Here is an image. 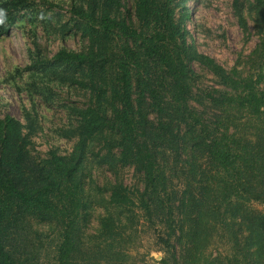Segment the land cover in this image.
<instances>
[{"label":"trees","instance_id":"obj_1","mask_svg":"<svg viewBox=\"0 0 264 264\" xmlns=\"http://www.w3.org/2000/svg\"><path fill=\"white\" fill-rule=\"evenodd\" d=\"M36 1L0 0V36ZM174 1L73 3L87 46L61 47L48 58L36 42L28 67L73 69L61 79L73 80L88 96L74 108L78 138L69 154L51 149L47 157L33 155L22 121L0 116V264H29L28 238L43 235L29 232L34 219L57 228V264L104 260L84 263L81 242L89 214L86 148L98 135L102 161L130 163L142 177L137 193L114 183L111 202L140 206L150 222L165 225L167 244L182 209L199 203L219 212L235 197L264 203V39L249 55L254 71L227 69L187 41L181 21L188 12L177 21ZM252 1L233 0L244 27L242 9ZM256 5L264 7V0ZM195 61L218 86L195 89L200 82ZM214 202L219 206L212 207Z\"/></svg>","mask_w":264,"mask_h":264},{"label":"rangeland","instance_id":"obj_2","mask_svg":"<svg viewBox=\"0 0 264 264\" xmlns=\"http://www.w3.org/2000/svg\"><path fill=\"white\" fill-rule=\"evenodd\" d=\"M37 0L32 9L7 33L0 36V116L10 114L24 124L29 134L31 153L47 157L51 149L69 154L77 142V115L74 108L88 96L71 81L61 77L73 73L64 66L29 68L37 55L36 42L50 58L61 47L81 49L88 44L72 4L86 0ZM233 0H175L176 20L181 21L187 41L199 52L214 57L227 69L233 66L252 70L253 52L264 39V7L249 2L242 9L243 22L232 6ZM132 4H129L131 7ZM31 50V54H30ZM198 89L217 85L216 77L198 62ZM70 76V75H69ZM264 87V81H263ZM102 135L89 141L84 162L85 197L88 218L82 229L84 263L104 257L99 264H264V203L235 197L221 210L204 205L182 209L177 214L176 230L165 242L167 228L152 223L140 206L125 207L110 200L114 183H123L137 193L142 190L141 175L134 165L120 161L104 162L100 154ZM118 153V150H115ZM178 185L184 183L177 179ZM219 203H212V207ZM29 264H57V228L32 220ZM82 258V259H83Z\"/></svg>","mask_w":264,"mask_h":264}]
</instances>
